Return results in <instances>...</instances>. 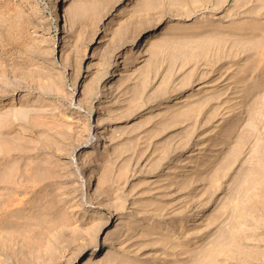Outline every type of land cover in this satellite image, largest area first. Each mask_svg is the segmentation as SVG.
Returning <instances> with one entry per match:
<instances>
[{
  "label": "rangeland",
  "instance_id": "obj_1",
  "mask_svg": "<svg viewBox=\"0 0 264 264\" xmlns=\"http://www.w3.org/2000/svg\"><path fill=\"white\" fill-rule=\"evenodd\" d=\"M0 81V264H264V0H0Z\"/></svg>",
  "mask_w": 264,
  "mask_h": 264
},
{
  "label": "bare ground",
  "instance_id": "obj_2",
  "mask_svg": "<svg viewBox=\"0 0 264 264\" xmlns=\"http://www.w3.org/2000/svg\"><path fill=\"white\" fill-rule=\"evenodd\" d=\"M125 10H126V9H125ZM125 12H126V11H125ZM52 20H53V22L48 23L47 27H51L52 25L56 24V22H57V18L55 19V17H54V18H52ZM59 21H60V20H59ZM161 32H163V31H161ZM144 39H145V42H144V45H143V46L146 47L147 44H148V45H151L150 43H151L152 39H151V38L148 39V35L145 36ZM122 47H123V46H122ZM142 50L145 51L144 48H142ZM142 50H141V51H142ZM141 54H143V53L139 52V55H141ZM142 62H145V61H142ZM88 70H89V69H88ZM7 80H8V79H7ZM14 80H16V79H14ZM17 80H19V79H17ZM17 80H16V81H17ZM22 80H23V79H22ZM19 81H20V80H19ZM19 81H18V82H19ZM0 82H1V81H0ZM3 82H4V81H3ZM9 82H10V81H9ZM13 82H15V81H13ZM13 82H10V83H13ZM18 82H17V83H18ZM20 82H21V81H20ZM23 82H24V81H23ZM15 83H16V82H15ZM15 83H14V84H15ZM17 83H16V84H17ZM2 84H3V86H4L5 88H7V91H8V88H10V85H11V84H8L7 81H6L5 84H4V83H2ZM2 84H1V85H2ZM6 84H7V85H6ZM16 84H15V85H16ZM19 84H20V83H19ZM24 84H26V83H24ZM24 84H23V86H24ZM1 85H0V86H1ZM13 86H14V85H13ZM13 86H12L11 88H13ZM29 86H31V85H29ZM111 87H112V86H111ZM11 88H10V89H11ZM16 88H17V86H16ZM18 88H19V87H18ZM22 88H23V87H22ZM31 88H32V86H31ZM35 88H36V87H35ZM0 89H1V88H0ZM10 89H9V90H10ZM13 89H14V88H13ZM32 89H34V88H32ZM26 90H27V89H26ZM107 91H108V90H107ZM40 92H42V91H40ZM0 93H1V91H0ZM42 93H43V92H42ZM103 96H104V95H103ZM9 98H10V100H8ZM13 98H14V97L11 96V97H8V99L5 98L6 100H2V99H1V100H0V104H1V105H3V104H8V105H9V104H12L13 102H16V100L14 101ZM24 98H25V97H24ZM166 107H170V106H169L168 104H167V105H166V104H163V105H162V108H166ZM10 109H11V108H10ZM10 109H9V110H10ZM7 110H8V109H7ZM14 110H15V109H13V111H14ZM30 110H31V109H30ZM32 110H33V109H32ZM32 110H31V112H32ZM151 110H152V109H151ZM10 111H11V110H10ZM13 111H11L10 113H12ZM17 111H18V110H17ZM17 111H16V112L14 111V113L17 114V113H18ZM28 111H29L28 109H27V110L25 109V112H24V111H21V112L24 113V114H26V113L28 114ZM1 112H3V111H1ZM4 112H5V111H4ZM4 112H3V113H0V122L5 121V119H7V121H8V116H9V118H10V115H12V114H10V113L7 112V111H6L5 113H4ZM33 112H34V111H33ZM19 113H20V111H19ZM15 114H14V115H15ZM29 114H30V113H29ZM5 122H6V121H5ZM97 122H98V121H97ZM98 123H99V122H98ZM95 124H96V123H95ZM192 155L195 156L196 153H193ZM98 165H99V164H98ZM92 170H93V169H92ZM103 207H104V206H103ZM194 218H195V217H194ZM186 224H187V223H186ZM120 228H121V227H120ZM129 240H130V239H129ZM127 241H128V240H127ZM112 243H113V242H112ZM120 247H121V246H120ZM106 251H107V250H106ZM108 252H110V251H108ZM96 254H97L96 251H94V250L91 251V252L89 253L90 258L93 260V258L96 256ZM106 255H107V254H106ZM109 255H110V254H108L107 256H109ZM112 255H114V254L112 253ZM110 256H111V255H110ZM112 258H114V257H112ZM116 258H118V260H119V256H117ZM116 258H115V259H116ZM86 259H87V258H86ZM92 260H90V264H95V263L97 264V261H96V260L94 261L95 263H94ZM109 260H111V262H112V259H111V258H110ZM91 261H92V263H91ZM98 261H99V260H98ZM85 262H87V260H86ZM108 262H109V261H108V259H107V260H106V263H108ZM111 262H109V264H111ZM88 263H89V262H88ZM98 263L100 264V262H98ZM121 263H122V262H121ZM85 264H87V263H85ZM101 264H103V263L101 262ZM112 264H113V263H112ZM114 264H116V263H114Z\"/></svg>",
  "mask_w": 264,
  "mask_h": 264
}]
</instances>
